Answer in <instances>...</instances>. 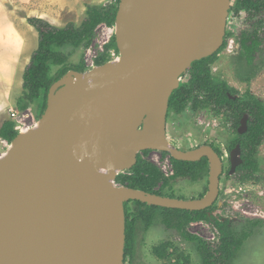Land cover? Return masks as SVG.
I'll list each match as a JSON object with an SVG mask.
<instances>
[{"label": "water", "instance_id": "1", "mask_svg": "<svg viewBox=\"0 0 264 264\" xmlns=\"http://www.w3.org/2000/svg\"><path fill=\"white\" fill-rule=\"evenodd\" d=\"M231 3L120 0L119 59L57 80L39 125L0 158V264H125L127 202L189 211L217 203L223 158L210 145L171 146L167 115L182 75L223 46ZM145 150L207 157L206 194L181 199L116 184ZM230 162L233 174L240 145Z\"/></svg>", "mask_w": 264, "mask_h": 264}, {"label": "rangeland", "instance_id": "2", "mask_svg": "<svg viewBox=\"0 0 264 264\" xmlns=\"http://www.w3.org/2000/svg\"><path fill=\"white\" fill-rule=\"evenodd\" d=\"M112 2L113 0H0V127L5 119L11 117L12 112L19 111L17 103L22 95L23 73L38 45V32L28 23V18L42 17L58 27H65L70 23L80 26L87 16L88 6L101 7ZM247 21L248 17L244 12H231L226 26V33L229 31L230 35L225 47L211 65L212 77L215 82H227L235 89L237 97L244 98L250 92L264 101V29L261 33L263 43L254 63L248 64L240 54L239 42V35L246 28ZM116 32V24H102L95 30L87 47L66 45L60 49L68 55L69 63L82 62L86 71H89L100 66L97 61L101 57L106 58L105 63L119 59V49L105 47ZM230 40L235 42L232 51L227 50ZM57 68L53 66L52 73ZM195 94L200 101L195 110L189 107L182 114L170 112L167 129L169 143L183 151L216 144L224 152L226 171L230 167L228 147L237 135L231 125L229 111L216 113L214 106L201 92L196 91ZM19 112L21 122L18 125L26 129L25 132L36 128L43 115L40 102ZM11 146L12 142L0 137V158L7 154ZM145 151L139 154L157 165L165 175L171 174L169 153ZM257 156L260 170L253 178L238 179L237 175L228 176L226 173L220 178V197L211 213L219 220H232L237 230L247 226L248 219L263 220V226L255 227L252 236L245 241L234 264H264V141ZM208 184L209 177L200 181L179 178L171 182V188L168 187L163 192L174 198L197 199L206 194ZM129 206L134 209L131 202ZM144 225L142 221L136 224L134 255L127 264H166L175 260L176 257L161 260L152 253V247L163 240L173 241L191 255L194 264H202L195 245L187 242L177 229L167 228L161 221V214L148 229ZM186 230L207 240L214 241L218 238L215 226L203 220L192 221Z\"/></svg>", "mask_w": 264, "mask_h": 264}, {"label": "trees", "instance_id": "3", "mask_svg": "<svg viewBox=\"0 0 264 264\" xmlns=\"http://www.w3.org/2000/svg\"><path fill=\"white\" fill-rule=\"evenodd\" d=\"M119 3L120 0H113L112 3L101 7L88 6L87 16L80 26L70 23L65 27H58L42 17L28 18V23L38 32L39 41L23 73L22 95L17 103L19 111L40 102L41 112L44 113L50 87L70 70L86 71L82 62L69 63L68 55L60 48L66 45L87 47L98 26L115 24ZM232 11L236 13L242 11L248 17L246 28L239 35V42L240 54L248 64L252 65L259 47L263 43L261 33L264 29V0H234L230 9V12ZM229 35L228 31L223 46L216 53L192 63L190 69L183 74L182 85L172 94L170 107H173L177 113L184 112L189 107L195 110L200 103L195 92L199 91L214 106L216 113L228 110L229 119L237 133L228 150L239 143L243 159L235 176L237 175L238 179H251L260 170L257 154L264 141V101L250 92L244 98H233L236 96L234 88L225 81H214L211 65L215 62L218 53L225 47ZM105 47L118 49L115 36ZM97 62L98 65H102L106 62V58L101 57ZM53 66L58 67L54 73H52ZM187 75L190 78L186 79ZM245 115L248 116V128L246 132L240 134L237 128ZM15 127L16 121L13 118L5 119L0 127V137L12 142L19 133ZM215 150L220 156H224L221 148L215 146ZM170 159L173 174L167 176L157 165L138 154L136 165L130 170L120 173L116 182L123 186L167 196L163 191L168 187L171 188V182L179 178L200 181L209 175L207 157L198 161L177 160L173 157ZM169 196L173 197V195ZM130 202L134 205V209L130 208ZM130 202L125 204V264L134 255L136 224L142 221L145 224V229H148L159 214L167 228L177 229L187 242L195 245L202 264H234L245 241L254 233V228L263 226L261 219H248V225L237 230L232 220H219L211 214L215 205L206 210L189 211L149 205L141 201ZM199 220L215 226L218 231L217 240H207L186 230L187 225L192 221ZM152 253L161 260L176 257L175 260L168 261L166 264H194L191 255L171 240H163L154 245Z\"/></svg>", "mask_w": 264, "mask_h": 264}, {"label": "flooded vegetation", "instance_id": "4", "mask_svg": "<svg viewBox=\"0 0 264 264\" xmlns=\"http://www.w3.org/2000/svg\"><path fill=\"white\" fill-rule=\"evenodd\" d=\"M233 12V11H232ZM231 13V12H230ZM182 83H183V75H182V77H181V81H180V85H182ZM237 96H233V98H236ZM171 111H174L176 114H182L183 113V111L181 112V113H177L175 110H174V108L173 107H170V103H169V109H168V115H167V129H168V123H169V115H170V112ZM245 116H247V115H245ZM244 116V117H245ZM243 117V118H244ZM242 118V119H243ZM230 122H231V125H232V127L234 128V126H233V123H232V121L230 120ZM241 124H242V120H241V123H240V125H239V127L237 128V131H238V133H240V134H242V133H244V132H246L247 131V128H248V116H247V128L243 131V132H240V128H241ZM234 130H235V128H234ZM235 132H236V130H235ZM168 133V132H167ZM237 134V133H236ZM237 145H240L239 143L237 144ZM236 145V146H237ZM210 146H214L213 148L215 149V146H217L216 144H211ZM236 146H234L232 149H230L229 150V163H230V167L228 168V169H226V171H225V162H224V167H223V173H222V175H221V177L226 173L228 176H231V175H233V174H236V171H237V169H236V171L233 173V174H231L230 173V168H231V162H230V153H231V151L236 147ZM218 147V146H217ZM241 147V146H240ZM220 148V147H219ZM241 154H242V150H241ZM222 158H223V161H224V156H221ZM171 158V157H170ZM170 161H171V159H170ZM172 165V164H171ZM239 167V166H238ZM237 167V168H238ZM172 171H173V169H172ZM173 173H171V174H169V175H167V176H170V175H172ZM220 177V178H221ZM220 192H221V189H220ZM216 204V203H215Z\"/></svg>", "mask_w": 264, "mask_h": 264}, {"label": "built area", "instance_id": "5", "mask_svg": "<svg viewBox=\"0 0 264 264\" xmlns=\"http://www.w3.org/2000/svg\"><path fill=\"white\" fill-rule=\"evenodd\" d=\"M231 15V13H229V16ZM228 19H229V17H228ZM234 40H230V42H229V47H228V51H232L234 48H233V46H234ZM20 117H21V115H20V112L19 111H14V112H12V114H11V118H13L15 121H16V130H18L19 132H24L26 129H24V128H21V126L20 125H18L20 122H21V120H20ZM171 173H173V171L171 172ZM168 175V174H167ZM116 184H118L117 182H116ZM119 185V184H118Z\"/></svg>", "mask_w": 264, "mask_h": 264}, {"label": "crops", "instance_id": "6", "mask_svg": "<svg viewBox=\"0 0 264 264\" xmlns=\"http://www.w3.org/2000/svg\"><path fill=\"white\" fill-rule=\"evenodd\" d=\"M38 46V45H37ZM36 50V49H35ZM29 61H30V59H29ZM29 61H28V63H29ZM27 63V64H28ZM27 66V65H26ZM23 79V78H22ZM22 82H23V80H22ZM4 108V107H3ZM2 111V106L0 105V112Z\"/></svg>", "mask_w": 264, "mask_h": 264}, {"label": "bare ground", "instance_id": "7", "mask_svg": "<svg viewBox=\"0 0 264 264\" xmlns=\"http://www.w3.org/2000/svg\"><path fill=\"white\" fill-rule=\"evenodd\" d=\"M25 132V131H24Z\"/></svg>", "mask_w": 264, "mask_h": 264}]
</instances>
